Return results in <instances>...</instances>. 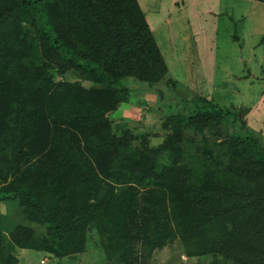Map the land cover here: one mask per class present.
Listing matches in <instances>:
<instances>
[{"label":"trees","instance_id":"trees-1","mask_svg":"<svg viewBox=\"0 0 264 264\" xmlns=\"http://www.w3.org/2000/svg\"><path fill=\"white\" fill-rule=\"evenodd\" d=\"M22 21L35 25L47 55L34 70L22 66ZM128 24L152 50L150 60H143L150 69L138 73L141 79L154 74L151 64L161 63L152 38L142 32L141 26H147L137 0H0V201H23L29 220L47 231L41 237L26 235L27 244L21 245L28 246L22 249L68 257L82 251L87 228L94 223L102 235L120 238L132 231L142 234L140 229L150 250L178 238L191 257L264 264V149L256 138L236 136L245 146L234 172L242 185H230L220 178L179 175L172 153L169 163L160 160L164 149L176 145L181 129L156 151L134 148L129 137L96 135L112 108L107 101L129 92L123 67L127 71L132 57L140 55L131 45L123 53ZM67 70L106 87L90 93L79 82L54 88L55 76ZM237 117L200 98L190 119ZM47 123L54 129L45 130ZM87 126L98 129L85 149L78 148L75 142ZM31 158L36 159L32 167L22 169ZM94 164L99 170L112 168L97 171Z\"/></svg>","mask_w":264,"mask_h":264},{"label":"rangeland","instance_id":"rangeland-1","mask_svg":"<svg viewBox=\"0 0 264 264\" xmlns=\"http://www.w3.org/2000/svg\"><path fill=\"white\" fill-rule=\"evenodd\" d=\"M137 1L147 26L140 25L142 32L145 38H152L161 64L153 61L154 74L139 79L138 73L146 74L150 69L143 60L147 56L150 60L152 50H146V41L132 24L126 25L123 36L128 44L123 46V53L129 52L127 45L140 51L139 58L132 57L127 71L123 67L129 92L107 101L113 103L104 115V124L95 130L87 126L75 144L85 149L89 137L98 129L97 136L105 132L118 139L129 137L134 148L145 146L148 151H156L164 149L166 141L174 139L181 129L176 145L170 146L180 154L176 149H164L162 162L169 163L172 153L181 176L220 178L230 185H242L234 172L244 159L245 146L236 136H252L264 149V0ZM12 26L16 33L18 27ZM19 26L26 55L22 66L34 70L47 61V55L36 38L35 25L22 21ZM77 82L86 93L106 87L73 70L57 74L53 86ZM16 88L24 98L22 89ZM200 98L239 118L192 121ZM171 115L180 117L174 122L176 116L171 120ZM50 123L44 125L45 130L54 129ZM35 160H26L22 169L32 167ZM100 168L97 171L107 172L112 165ZM108 182L114 186L111 179ZM109 183L104 187L109 188ZM26 207L21 200L0 201V264H224L222 258L211 255L189 256L178 238L163 248L150 250L148 237L140 229L136 230L142 234L132 231L128 237L120 238L108 232L102 235L94 223L87 228L82 251L68 257L22 249L28 246L21 245L27 244L26 235H47L45 226L29 220L31 212Z\"/></svg>","mask_w":264,"mask_h":264}]
</instances>
